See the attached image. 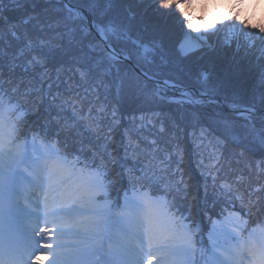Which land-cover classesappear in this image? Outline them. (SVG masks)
<instances>
[{"label": "snow or ice", "instance_id": "snow-or-ice-1", "mask_svg": "<svg viewBox=\"0 0 264 264\" xmlns=\"http://www.w3.org/2000/svg\"><path fill=\"white\" fill-rule=\"evenodd\" d=\"M245 3L150 0L149 7L164 23L150 41L134 42L135 52L118 56L115 44L128 37L131 18L119 15L118 0H108V21L97 25L105 48L91 59L83 50L71 54L83 70L79 84L70 85L66 96L52 95L51 83L47 93L43 90V84L51 79L49 63L55 55L43 30L30 31L28 20H7L0 7V264H45V260L52 264H264V229L259 235L256 229L246 235L237 232L238 225H233L232 231H219L213 221L204 228L178 209L177 197L187 195V185L183 180L174 184L167 178L172 157L155 140L150 152L141 153L144 163L139 170L134 165L113 172L115 164L107 151L113 128L109 124L105 131L102 119L110 115L114 124L116 112L99 99L98 91L104 86L102 77L106 74L121 77V64L135 60L143 67L163 58L172 38L169 22L178 25L176 43L184 52L196 46L211 48L213 37L222 32L234 34L238 26L250 46L255 42L264 45V22L255 24L251 18L243 19ZM213 10L217 13L216 23L202 28ZM245 28L251 31L244 32ZM201 75L212 100L219 89L207 72ZM128 79L135 92L160 95L153 92L155 77L148 72L130 73ZM46 99L49 109H57L55 131L51 120L31 123L32 113ZM69 109L71 120L60 115ZM246 121L242 134L264 150V118L257 121L252 108H248ZM82 129L102 137L105 150L86 145ZM61 134L65 137L63 144ZM69 139L79 143L78 151L68 149ZM196 142L203 143L194 135ZM176 152L180 153L179 143ZM205 159L201 164L213 178L212 202L224 198L253 205L254 191L264 198V185L255 190L250 183L246 186L251 176L229 178L223 173L224 162L219 156ZM204 200L209 202L207 189Z\"/></svg>", "mask_w": 264, "mask_h": 264}, {"label": "trees", "instance_id": "trees-1", "mask_svg": "<svg viewBox=\"0 0 264 264\" xmlns=\"http://www.w3.org/2000/svg\"><path fill=\"white\" fill-rule=\"evenodd\" d=\"M71 4L87 9L95 19V27L107 23L108 0H68ZM133 0H118L117 9L121 17L131 18V30L124 41L116 42V47L122 54L128 51L135 52L134 42L138 40L150 41L157 34V29L164 23L154 15V9L149 6L146 8L134 9L130 5ZM0 7H3V17L9 21L23 22L28 20L26 26L32 32L43 30V35L51 41L55 49V55L49 63L50 80L43 84V90L48 92V84H52L51 94L60 93L66 96L70 92V85L75 86L80 82V71L76 61L72 58V53L83 50L88 59L96 55V52L105 48L95 34L87 27V21L78 17L68 9L64 0H0ZM134 17V18H133ZM172 38L167 42L166 51L163 58L158 57L154 63H145L143 67L133 60L141 71L148 72L149 75L158 79H168L183 86H192L206 93L207 85L201 82L202 75L195 73L194 68H199L203 72L210 71L208 64L216 66L212 62L213 53L217 47H206L196 52L185 54L180 50L176 43L178 26L174 22H169ZM221 36V34H220ZM222 38V36L220 37ZM219 36L217 37V40ZM233 43V47H235ZM261 54V46L255 44L250 52L251 62L243 61L235 56H230L224 63L249 64L253 69L244 79L239 76L240 70L228 68L225 72H217L215 77L216 87L219 89L214 95L223 96L235 105H246L257 110H264V103L261 102V94L264 93V84L261 83V74L264 73L263 62L256 59ZM234 57V58H233ZM81 63L87 67V63L80 58ZM204 60L206 62H204ZM116 63V62H113ZM219 63V61H218ZM237 65V67H238ZM122 69L121 77L111 73L106 74L103 79L104 86L98 89L99 99L108 105L109 110L116 112V122L112 124L109 115L107 119H102L107 131V126L111 124L113 131L111 139L108 141L107 151L113 157V172L118 168H131L136 165L137 170L143 166L144 157L141 153L150 152L151 142L155 140L157 144L166 147L171 154L172 163L169 171L171 175L167 177L174 184H180L183 180L187 185V195L178 196L176 203L178 209L185 215L190 216L204 228L210 227V221L216 222V228L233 230V225L237 232L245 235L251 233L253 229L257 232L264 227V211L261 205L264 198L260 193L253 192V205H241L239 200L233 202L231 199L217 198L212 202L213 178L205 171V165L201 160L219 156L224 162L223 173L229 178L234 176H251V189H259L264 185V150L254 146L248 138L242 134L246 119L235 117L228 112H224L226 122L230 128L227 133L218 128L216 124L208 123L207 119L200 118L198 121L191 117L195 109L189 105L181 106L175 113L167 106L160 105V97L152 94H141L135 92L129 85L128 74L135 73L134 69L126 62L120 65ZM243 67V65H242ZM224 67H221L223 69ZM255 69V70H254ZM19 71V70H18ZM115 70L113 69V72ZM232 78V85L228 80ZM57 77L59 79H57ZM259 78L260 86H252L253 94L235 98L233 85L245 80L248 82ZM123 78V83H122ZM153 92H157L151 84ZM260 88L262 90H260ZM83 91V87L80 88ZM50 99V97H48ZM95 99V96H93ZM254 105V107H253ZM218 109L223 111L220 106H207L206 114L209 110ZM61 116L72 119V111L69 109L60 114ZM57 109H49L47 99L38 111H34L31 123H45L48 120L53 122L52 131H55V120ZM259 121L264 118V113L255 116ZM164 129L161 131V129ZM82 139L86 145L99 147L100 151L105 150L102 137H97L82 129ZM194 135L200 137L203 143H194ZM60 143L63 144L65 137L60 136ZM180 145V153L176 152V144ZM219 145V147H214ZM69 150L78 151L79 143L68 140ZM137 149L139 150L137 152ZM158 163V162H157ZM208 160L205 159V164ZM252 165H256L255 169ZM210 166V165H209ZM205 189L209 193V202L205 203ZM220 217L218 220L217 218Z\"/></svg>", "mask_w": 264, "mask_h": 264}, {"label": "rangeland", "instance_id": "rangeland-1", "mask_svg": "<svg viewBox=\"0 0 264 264\" xmlns=\"http://www.w3.org/2000/svg\"><path fill=\"white\" fill-rule=\"evenodd\" d=\"M129 3H130V5H134L135 6L134 9L136 10L140 6H142L141 8L148 7L150 0H133V1H130ZM228 11H231V8H229ZM196 14L197 15L200 14L199 9H196ZM208 15H209V19H208V21L204 22V24L202 25V28L208 27L210 24L216 23L217 13L213 10V11L209 12ZM241 15H242L243 19L251 18L252 23H255V24H260L261 22H264V0H246V3L242 9ZM76 16L78 17V19L84 20L83 17L78 16V15H76ZM218 27H219V25H218ZM249 31H251V30L247 29V28L244 29V32H249ZM192 35L196 36L197 33H193ZM201 35H203V34H201ZM221 36H222V38H220ZM221 36H219L218 40H217V37H213L212 40L210 41L212 48L214 47L215 42H217V44H218L216 47V50H214L215 52L213 53V58H212V62L215 61L216 66L214 67V66L208 64V68L213 69L212 72H211V70L210 71H204V72L208 73V75L210 77V81L214 86H216L215 77H216L217 72H219V73H221V71L225 72L228 68H232L233 70H235V68H238L240 70L239 76H237V78L241 77L244 79V76H246V78L249 76V74H250L249 70H251L253 68L249 67L247 65L252 60V58L249 55H250V52L252 51L255 44H258V46L259 45L261 46V54L259 55V58L256 59V61H258V62L264 61V45H261L259 42H255V43L251 44V46H250L249 39L240 34L239 26L237 27V30L234 34L222 32ZM233 43H235L236 46L233 47V49H232ZM206 47H208V46L207 45H204L203 47L196 46L191 51H188V52L183 51V52L185 54H189V53L196 52L200 49H204ZM230 53L232 54V56H235L237 58V60L240 58L243 61L248 60L249 62H247V64H245V63L242 64L243 67H242V65H238L237 63L232 64V65L228 64V63H224L221 66L224 68L221 69V67H219L220 64H222L224 61L228 60V58L233 60L232 57L230 56ZM218 61H219V63H218ZM204 62H206V61L204 60ZM237 65H238V67H237ZM262 68L264 70V64H263ZM194 71L198 75H201L203 73V71L197 67L194 68ZM230 77H231V79L228 80V83L232 85L233 76H230ZM201 82L205 83L203 81L202 77H201ZM258 82H259V78L257 77V80L252 81V83L243 80L242 82L240 81L239 84L233 85L236 88V89H234V92H233V94L235 95V98L242 97V95L245 97V96L253 94V89L251 87L255 86V85L260 86ZM260 90H262V89L260 88ZM156 91L160 93V95H159L160 105L169 107L175 113H177L179 111L181 106L189 105L191 107H194L193 109H195V111H193V113L191 114V117L195 118L197 121L200 118L202 119L205 117L207 119L208 123L216 124L218 128H228V129H223L222 130L223 133H227L230 128H233V127L229 128L228 125L226 126V124L224 123V121H226V117L224 115V112H227L224 109H223V111H220L216 108L214 110H209L206 114V109H204V108H206L207 106L212 104L211 100H205V99L199 98V96L192 97V98H186L181 93H176V92L173 93L172 91H169V90H159V89L157 90L156 89ZM213 106H216V105H213ZM237 106H244V105H237ZM262 113H264V112H262ZM214 117H222L223 120L215 119ZM244 119H246V118H244ZM217 229L219 231L224 230L223 228H217ZM41 259L45 260L44 257H42ZM45 264H52V261L51 260H45ZM245 264H247V262H245Z\"/></svg>", "mask_w": 264, "mask_h": 264}, {"label": "water", "instance_id": "water-1", "mask_svg": "<svg viewBox=\"0 0 264 264\" xmlns=\"http://www.w3.org/2000/svg\"><path fill=\"white\" fill-rule=\"evenodd\" d=\"M65 2L67 3V5L74 11H76L79 15H85L87 18H88V22H89V27L96 33V35L99 37V39L105 44V41L103 40L101 34H99L94 25H93V16L85 9H82V8H79V7H76V6H73L71 5L70 3H68L67 0H65ZM116 55H121L120 52L117 50L116 51ZM128 63H130L133 68L138 72H141L139 69H137L136 65L134 62L132 61H128ZM164 81H161V80H158V79H155L153 81V83L155 84H159V83H162ZM181 89H184V90H187V91H190L191 93L194 92L195 90L192 89V88H185V87H181ZM198 93V92H197ZM199 97L200 98H204V99H209L208 96H203L201 94H199ZM210 100V99H209ZM215 101L216 104L218 105H221L224 109L230 111L231 113H234V114H238V115H246V109H237L235 107H233L226 99L222 98V97H219V96H214V99H212ZM259 111H256V112H253L254 115L258 114Z\"/></svg>", "mask_w": 264, "mask_h": 264}, {"label": "bare ground", "instance_id": "bare-ground-1", "mask_svg": "<svg viewBox=\"0 0 264 264\" xmlns=\"http://www.w3.org/2000/svg\"><path fill=\"white\" fill-rule=\"evenodd\" d=\"M173 84L168 82L167 84L165 82L163 83H159V85H157V87L160 89V90H169V91H173V93H181L183 94L186 98H192L189 96V94H191L189 91L187 90H184V89H181V88H178V87H173L172 86ZM196 93H192L191 95H195ZM195 97V96H193Z\"/></svg>", "mask_w": 264, "mask_h": 264}]
</instances>
